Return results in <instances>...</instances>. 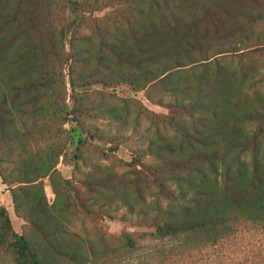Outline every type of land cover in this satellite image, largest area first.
Instances as JSON below:
<instances>
[{
    "label": "trees",
    "instance_id": "16d2710c",
    "mask_svg": "<svg viewBox=\"0 0 264 264\" xmlns=\"http://www.w3.org/2000/svg\"><path fill=\"white\" fill-rule=\"evenodd\" d=\"M118 2L126 7L121 21L91 44L80 23L62 21L66 12L88 10L91 0H0V177L30 229L18 233L0 207V258L228 264L240 234L264 227V93L256 89L264 83V0ZM97 85L143 92L167 111L166 131L155 129L148 147L135 149L132 177L111 172L81 182L93 205L105 200L126 209L110 218L147 228V251L134 228L122 232L119 245L82 236L58 187L52 204L45 194L44 180L68 147L80 159L89 140H108L85 123L97 108L84 93ZM97 111L120 124L131 116L127 103H102ZM16 151L21 162L8 167ZM65 187L81 211L102 212L70 180Z\"/></svg>",
    "mask_w": 264,
    "mask_h": 264
},
{
    "label": "rangeland",
    "instance_id": "374dc122",
    "mask_svg": "<svg viewBox=\"0 0 264 264\" xmlns=\"http://www.w3.org/2000/svg\"><path fill=\"white\" fill-rule=\"evenodd\" d=\"M92 6L85 11H78L76 15H69L66 12L62 21L65 24L72 20L75 23H80L78 30L86 36H90L91 44L98 41L99 30L109 29L115 30V22L121 21L126 7L118 0H91ZM136 18V17H134ZM61 21V20H60ZM61 21V22H62ZM125 27V24H123ZM264 33V23L259 27ZM72 36L70 34L67 41V49ZM77 43V42H76ZM84 45L83 43H80ZM263 74L264 75V70ZM65 73H68L66 67ZM67 83V98L66 102L72 105V92L69 85V78H66ZM257 90L264 93V83L256 87ZM64 93V92H63ZM86 103L91 108H97L102 103L110 105L122 106L127 103L131 107V116L126 124L117 123L112 120L108 114H101L95 110L92 112L96 117L86 120L87 126H90L102 135L107 137V141L89 140L88 145L82 149V157L76 158V151L71 147L67 149V156L60 157L59 164L55 172L44 180L45 194L48 201L52 204L59 195L55 190V186L60 190V194H64L66 202L70 203V210L75 212L73 216L72 228L82 236H89L93 240L100 237H105L114 245H119L122 232L134 228L139 233H142V250L147 251V247L151 246V242H147V228L131 226L133 223L122 221L121 218H110L111 215L121 217L126 213V209L115 204L113 207L109 205V201L101 200L98 204L93 205L90 199L91 194L82 186L81 182L90 175H103L115 172L126 177L134 175L135 167L131 164L135 157L136 148H147L149 141L152 138L155 129L165 130L163 117L167 115V111L157 105L152 104L147 100L146 95L142 93H133L128 89H123L118 93L105 92L101 86L97 85L89 89L86 93ZM69 125L64 128L69 129ZM60 144V139L57 141ZM118 147V148H115ZM20 152L16 151L13 156V163L8 167H16L21 162L22 157ZM148 159H144L147 162ZM142 169L141 166L137 167ZM97 171V172H95ZM70 180L74 185L79 187L82 193V198L85 202L90 203L94 210L102 208V212H97V215L89 216L80 210L75 205L74 195L69 193L65 187V180ZM154 198L150 197L148 202L153 203ZM102 206V207H100ZM0 207H4L12 221L14 229L18 233H27L30 231L25 222L18 217L15 207L10 196L9 187L3 184L0 177ZM117 209V210H116ZM147 212V206L144 207ZM107 211V212H106ZM131 220L136 217L133 214H128ZM228 251V264H264V227H248L240 234V237L231 245ZM138 257H135L137 260ZM132 262L126 264H136ZM0 264H11L8 259H1Z\"/></svg>",
    "mask_w": 264,
    "mask_h": 264
}]
</instances>
